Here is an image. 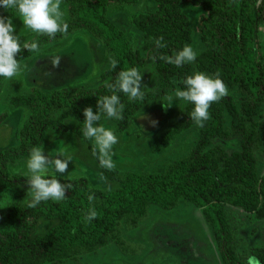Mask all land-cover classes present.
Returning a JSON list of instances; mask_svg holds the SVG:
<instances>
[{
	"label": "trees",
	"instance_id": "16d2710c",
	"mask_svg": "<svg viewBox=\"0 0 264 264\" xmlns=\"http://www.w3.org/2000/svg\"><path fill=\"white\" fill-rule=\"evenodd\" d=\"M152 11L141 15L136 25L148 38L149 49L141 56L122 29L105 18L111 5H124L137 0H61L66 5L67 33L54 37L34 32L23 44L18 61L38 52L48 43L62 40L75 32H86L100 41L111 59L117 61L103 69L93 85L42 89L30 87L26 95L14 96L15 105L28 107V115L19 131L15 145L0 147V188L18 184L28 185L30 175L11 172L8 163L39 147L48 129L71 130L83 137L94 152L100 166V154L91 138L84 135L83 107L97 108V101L113 93L120 71L136 68L144 60L153 61L157 72V86L143 92V99H131L124 106L123 119L118 128L127 126L134 114L150 100H159L174 90H185L184 80L190 76L191 64L180 67L161 57H174L188 44L191 34L198 36L203 50L200 68H216L228 84H237L243 93L242 108L247 117L258 111L264 101V50L257 37L263 1L256 0H151ZM18 14L15 8L0 7V16L11 20ZM163 37V47L155 41ZM38 43V51L24 49V44ZM2 76H0V80ZM225 104L234 113L231 102ZM194 105L189 102L186 113L171 127L177 131L192 121ZM222 100L210 105V123L200 129L199 137L184 157L169 164L160 172L125 171L118 173L100 166L105 175L117 183L113 189L101 191L99 196L83 176H57L62 184L71 185L64 199L41 201L29 207L31 201L13 202L0 210V264H42L92 251L108 238L117 236L120 211L132 208V218L141 216L147 203L162 208L173 206L179 198L202 208L204 219L210 224L220 254L221 264H247L255 257L264 264V246L254 247L247 260L235 255L228 244L227 231L221 217L224 205L239 206L246 211L264 206V173L257 171L254 157L245 151H226L211 147L212 136L222 125ZM59 112L57 115L56 113ZM73 115L74 124L64 118ZM250 120H252V117ZM240 122V123H239ZM236 131L251 138L239 120ZM259 138L264 143V118L260 120ZM89 195L94 196L89 201ZM90 209L97 216L88 221Z\"/></svg>",
	"mask_w": 264,
	"mask_h": 264
},
{
	"label": "rangeland",
	"instance_id": "374dc122",
	"mask_svg": "<svg viewBox=\"0 0 264 264\" xmlns=\"http://www.w3.org/2000/svg\"><path fill=\"white\" fill-rule=\"evenodd\" d=\"M262 1L264 4V0ZM153 8L154 3L151 0H137L131 4L111 5L105 13L107 21L126 32L141 56L147 54L149 43L136 21ZM60 11L64 19L66 5L62 2ZM12 24L13 35L19 38L20 44L26 42L34 33L23 24L19 13L13 17ZM257 37L264 50V7L260 13ZM187 45L197 53L195 61L189 62L192 66L190 75L203 72L215 77L219 73V78L228 89V95L221 98V129L218 134L212 136L210 146L221 147L229 152L247 149L254 157L258 173L263 174L264 143L261 142L258 132L261 127L260 120L264 118V101L259 110L250 115V120V116L247 117L242 108L243 93L240 87L237 84H228L218 69L198 66L203 50L198 36L191 34ZM56 57L60 58L58 68L52 66V60ZM110 60L104 45L83 31L48 43L35 54L20 59L18 75L12 79L2 77L0 80V147L18 143L19 131L28 115V107L15 105L12 101L14 96L28 94L32 86L51 89L93 85L98 74L108 67ZM137 70L141 73L142 84L145 85L141 88L142 92L157 86V72L153 61L144 60ZM175 91L159 100H150L144 104L123 129L118 128L117 119L108 118L106 114L101 113L97 124L113 130L118 138V143L113 145L111 153L114 168L118 173L163 171L169 164L188 154L199 137L200 129L210 123L209 112L210 117L202 126L192 120L174 131L171 126L185 115L189 103L175 98L169 101L168 97L174 95ZM129 100L131 99L127 94H124L120 102L125 106ZM224 100L231 102L235 108L234 113ZM92 109L94 113L99 111L97 108ZM149 120L157 121L156 126L153 127ZM239 120L245 130L249 129L252 134L247 142L245 137L236 131ZM64 121L74 124L76 118L68 115ZM91 141L98 151L94 138H91ZM41 146L49 158H55L62 150L72 156L68 172L57 176H83L97 196L101 191L117 186V183L110 180L101 170L86 140L73 131L48 129L39 147ZM29 156L30 154L22 155L10 161L9 170L30 175L26 167ZM31 200L29 185L18 184L0 188V210L13 202L24 203ZM132 213L131 207L122 209L117 236L108 238L96 249L42 264H221L211 226L204 219L201 207L179 198L169 208L147 203L143 206L141 216L132 218ZM221 217L227 231L229 247L235 255L247 260L254 247L264 246V206L246 211L239 206L224 205Z\"/></svg>",
	"mask_w": 264,
	"mask_h": 264
},
{
	"label": "clouds",
	"instance_id": "9594fccd",
	"mask_svg": "<svg viewBox=\"0 0 264 264\" xmlns=\"http://www.w3.org/2000/svg\"><path fill=\"white\" fill-rule=\"evenodd\" d=\"M61 0H0V7L15 8L22 17L23 24L32 31L47 34L54 37L57 32L67 33L68 24L63 21V13L60 11ZM14 27L9 17L0 16V76L12 79L17 76L20 71V63L16 58L21 52V44L19 38L13 35ZM163 37L156 39L157 47H163L161 43ZM24 49L30 51H38V43L33 41L31 44H24ZM197 53L190 45H185L174 57H161L169 64L177 67L185 63L195 61ZM113 68L117 66L115 59L110 60ZM60 58L56 57L52 60L53 67H59ZM185 90H176L174 95L168 97L169 101L180 99L191 102L194 105L191 112V118L197 125L202 126L203 122L209 119V108L213 102H218L222 97L228 95L227 86L219 73L215 77L209 76L203 72H196L185 78ZM141 73L136 68L120 71L115 84H109L108 88L113 92L122 91L127 94L129 99H143L141 88ZM164 106V105H162ZM166 107V106H164ZM96 112H93L91 106L83 109L84 116V135L88 138H94L100 154V166L105 169H113L115 167L111 158L113 145L118 143V138L114 131L98 125L101 119V113L106 114L108 118L117 120L123 119L122 112L123 103L120 102L118 95L112 94L104 96L97 101ZM145 119L147 117H144ZM149 123L155 127L157 121L149 120ZM72 159L71 155L66 154L63 150L55 157L49 158L44 153L43 147H33L30 156L26 162L27 170L30 174L28 180L31 189L32 200L29 207L37 206L41 201L62 200L66 196L67 189L71 185H65L57 178V174L68 172L69 163ZM89 201L94 196L89 195ZM97 216L94 209H90L86 219L91 221ZM247 264H260L255 257H249Z\"/></svg>",
	"mask_w": 264,
	"mask_h": 264
}]
</instances>
